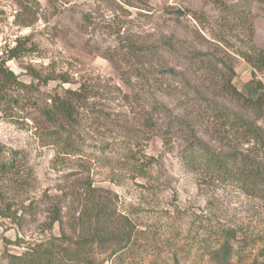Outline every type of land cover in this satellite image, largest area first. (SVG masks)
<instances>
[{"label": "rangeland", "instance_id": "rangeland-1", "mask_svg": "<svg viewBox=\"0 0 264 264\" xmlns=\"http://www.w3.org/2000/svg\"><path fill=\"white\" fill-rule=\"evenodd\" d=\"M0 30L27 49L5 57L17 83L1 102L0 163L15 169L0 175V264L51 242L76 248L58 252L62 264H208L232 228L245 259L264 246V186L185 159L195 137L256 147L222 126L223 111L256 117L221 87L264 83L243 57L264 50V0H0ZM83 87L74 121L45 117ZM101 202L123 236L93 235ZM54 205L62 220L49 228Z\"/></svg>", "mask_w": 264, "mask_h": 264}, {"label": "trees", "instance_id": "trees-1", "mask_svg": "<svg viewBox=\"0 0 264 264\" xmlns=\"http://www.w3.org/2000/svg\"><path fill=\"white\" fill-rule=\"evenodd\" d=\"M223 3V2H221ZM25 46L20 43L18 46L13 47L9 53V59H16L21 57L24 52H26ZM257 51V50H254ZM257 54H247L244 53L243 57H248L247 60L252 62L253 66L263 71L261 68L264 67V50L257 51ZM256 53V52H255ZM6 60L0 61V108L2 106V101L8 96L6 89L7 84L17 83V76L14 71L5 67ZM235 73L234 71H232ZM257 77V76H256ZM33 78H40L39 75L33 73ZM52 78L49 76L45 77L46 81ZM232 79H227L226 82L222 84V89L227 91L228 94L232 95L236 99L240 100L244 106L248 109L255 110V117L261 118L264 114V83L262 80H250L244 84L243 89L238 90L231 83ZM86 89L83 87L81 91L78 90H67L66 94L63 96H55L53 99L52 107L47 108L43 111L45 117L49 121L57 122L58 119H65L68 123L74 121L75 112V102H81L84 100L86 95ZM223 91V90H222ZM229 111L231 112L229 114ZM224 112V111H223ZM220 113V118L223 127H228L232 129V136L238 141L237 143H247L249 141H254L256 147L252 149H247L249 152H243L241 148L235 146L233 149L231 145V150L212 148L208 144L202 142L201 139L195 137L193 138L192 145L187 148V153L185 155L186 165L188 168H194L195 163L199 161L202 168L210 170L221 176L222 172L227 173V175L233 180L238 181L243 188H251L254 192H259L264 186V128L258 124L256 119H251L243 114L227 110L226 112ZM196 139V140H195ZM250 152H254V155H250ZM262 153V156L260 155ZM153 158H149L147 163L152 162ZM145 161H141V167L147 165ZM146 164V165H145ZM149 164V165H150ZM15 169V163L13 161H3L0 163V175L2 173L12 172ZM19 174L18 171H16ZM139 172L142 176H147V171L141 169ZM226 176V175H225ZM225 178V177H224ZM90 185V184H89ZM89 188H92L89 186ZM0 199L3 201L5 199V194L2 189H0ZM11 207L8 205L6 208V213L4 216L11 217L10 213ZM50 223L49 228L56 222L62 220L61 209L58 205H54L50 208ZM92 217L89 219H96V224L93 228V235L98 241L105 242L113 237L123 236L121 230H117L115 227L110 225L107 221L109 218V212L107 207L102 202L97 206L95 213L91 214ZM103 219L102 224H98V220ZM109 222V223H108ZM133 226L130 223V227ZM238 230L228 229L225 236L220 240L218 246L211 251V257L208 264H264V246L260 247L254 254L251 255L249 259H245L240 255L239 251L235 248V240H237ZM131 233H129L130 235ZM262 239L259 238L258 242ZM54 242L50 243V246L45 252L40 253L38 249L41 245L34 251H27L24 254L16 255L8 253L9 264H62L60 259H58V252L62 254V251L71 253L74 249L73 246L66 247L65 245H54ZM60 250L55 251V248ZM202 259V258H201ZM199 264H203L199 262Z\"/></svg>", "mask_w": 264, "mask_h": 264}, {"label": "built area", "instance_id": "built-area-1", "mask_svg": "<svg viewBox=\"0 0 264 264\" xmlns=\"http://www.w3.org/2000/svg\"><path fill=\"white\" fill-rule=\"evenodd\" d=\"M13 47H15V43L8 40L4 33L0 30V61L6 59L5 57L9 55L10 50Z\"/></svg>", "mask_w": 264, "mask_h": 264}]
</instances>
